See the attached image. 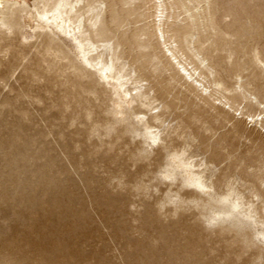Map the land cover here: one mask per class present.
<instances>
[{
  "label": "rangeland",
  "instance_id": "1",
  "mask_svg": "<svg viewBox=\"0 0 264 264\" xmlns=\"http://www.w3.org/2000/svg\"><path fill=\"white\" fill-rule=\"evenodd\" d=\"M116 1L92 2L114 36L98 51L110 68L117 43L150 140L129 112L121 118L108 84L61 91L43 60L53 55L46 32L29 39L0 22V264H264L253 226L216 219L224 207L180 170L164 177L176 155L264 230V0ZM168 49L218 85L202 93ZM224 243L240 256L217 255Z\"/></svg>",
  "mask_w": 264,
  "mask_h": 264
},
{
  "label": "bare ground",
  "instance_id": "2",
  "mask_svg": "<svg viewBox=\"0 0 264 264\" xmlns=\"http://www.w3.org/2000/svg\"><path fill=\"white\" fill-rule=\"evenodd\" d=\"M125 1L121 0V2ZM92 2L93 0H0V22L3 21L8 30L19 24L25 32V37L29 39L46 32L48 36L46 46L53 51V55L51 57L47 55L43 60L44 63H48V60L52 58L54 66L47 68V70L56 76L57 81L64 83L61 91L64 93H87L94 87L91 81L92 78H95L97 82L108 84L112 88L111 93L115 94L118 114L123 118V113L129 112L130 116H133L141 126V128L134 126L135 134L144 140H150L154 138L151 125L144 120L143 116L135 112L133 98H131V92L125 82L127 78L126 68L115 55L117 43L110 48V68L106 67L107 60L104 54L98 51L99 48L106 46L114 36L110 33L104 15L92 7ZM112 3L113 7H116L117 1L112 0ZM162 7L163 4L157 1L155 8L156 12L161 14L160 17L166 15L164 14L166 8ZM5 16L8 17L5 18ZM112 17L115 24L120 23L119 16L116 15V9ZM153 19L156 18L153 17ZM155 32L161 37L165 36L161 24L155 27ZM180 38L186 42L187 34H182ZM168 51H170V56L176 60L185 78L191 81L202 93L209 92L211 84L218 85L216 80H205V77L199 71V66H190L192 62L188 59L178 60L177 53L179 50L168 49ZM196 58L199 63L204 62L198 55H196ZM42 70L44 72L46 69L40 71L42 72ZM136 93L142 106L150 104L146 95L143 94L144 92L139 88ZM233 99L236 100L235 97ZM216 100L220 99L216 98ZM94 135L95 133L92 131L87 136L92 145L94 144L92 140ZM116 146L118 154H127L123 137L117 140ZM169 157L171 169L164 172L165 178L173 176L176 169L180 170L186 184L194 186L202 193L209 195L212 200L224 207L215 211L216 219L228 221L232 225L242 226L248 224L253 226L257 239L264 243L262 224L250 212L244 211L237 201L232 200L230 192L226 194L213 193V190L200 177L195 176L186 163L176 155H170ZM242 250L243 248H240L237 251L233 246L231 247V244L224 243L217 246L215 252L219 256H224V253L229 251L235 257L240 256ZM232 264L237 263L233 262Z\"/></svg>",
  "mask_w": 264,
  "mask_h": 264
}]
</instances>
